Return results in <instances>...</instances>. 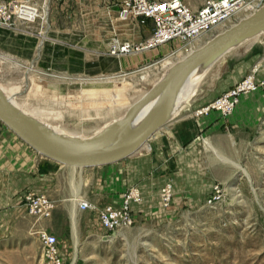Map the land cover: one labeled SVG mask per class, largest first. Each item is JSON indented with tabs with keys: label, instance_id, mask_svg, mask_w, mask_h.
Masks as SVG:
<instances>
[{
	"label": "rangeland",
	"instance_id": "374dc122",
	"mask_svg": "<svg viewBox=\"0 0 264 264\" xmlns=\"http://www.w3.org/2000/svg\"><path fill=\"white\" fill-rule=\"evenodd\" d=\"M126 1L119 17L135 21L130 15L133 0ZM182 1L195 10L205 0ZM254 1L251 9L187 45L167 44L170 52L148 69L114 73L95 70V65L102 56L126 58L109 53L113 39L126 40L110 34L107 40L97 41L94 50L83 37L56 36L59 29L69 28L82 35L81 14L72 12L75 22L61 23L69 15L67 7L60 8L62 2L31 0L40 20L13 28L0 25V86L23 109L35 111L56 134L91 138L122 118L172 62L255 12L260 1L264 4V0ZM55 17L60 23L54 22ZM108 22L110 32V18ZM202 70L201 78L184 88L182 97L189 100L183 109L196 99L209 104L246 79H252L255 88L241 95L231 113L213 111L219 115V124L197 137L196 156L182 166L174 160L168 168L156 171L147 145L129 158L145 160L129 185L123 176L125 188L137 184L143 192L142 201L133 206L130 228L108 234L100 226L99 215L93 218L78 212L76 205L62 206L59 201L64 197L83 192L84 176L79 178V174L100 169L74 170L54 161L48 165L52 173L63 169L76 173L73 190L63 189L64 181L47 192L29 189L47 195L57 205L46 219L31 215L24 203L22 209L12 207V215L0 207V264H45L43 232L58 237L64 264H264V32ZM191 80H197L196 75ZM117 181L119 185V177ZM215 186L222 195L209 203ZM164 188L169 189L167 201L162 197ZM101 196L93 184L92 192L81 197L94 211L102 207Z\"/></svg>",
	"mask_w": 264,
	"mask_h": 264
},
{
	"label": "crops",
	"instance_id": "0c3cea01",
	"mask_svg": "<svg viewBox=\"0 0 264 264\" xmlns=\"http://www.w3.org/2000/svg\"><path fill=\"white\" fill-rule=\"evenodd\" d=\"M57 1L59 3L62 2L60 5L61 9L67 7L69 10L67 22L64 19H61V23H74L75 18H72L71 14L72 12L75 15L79 13L82 16V24L85 30L82 34L83 36L79 33L77 34L75 30L70 28L68 31L59 29V31L55 32L54 35L68 39L83 37L84 39L90 40V42L88 41L86 44L94 50L98 48V43L96 42L107 40L110 34L112 36L116 34L121 40L130 41L134 44L142 43L152 35L153 25L151 22H148L146 25H139L138 22L133 20L127 21L126 18L119 17V10L120 8L125 7L123 5L127 4L126 0ZM109 18L113 26V30L110 32L108 25ZM53 20L57 23L60 21H56V17ZM91 41H94L95 43ZM168 45H164L157 49L142 51L133 55H126L127 57L123 59L102 56L101 59L97 61L95 70L97 69L100 71L119 73V71L125 72L128 70H137L140 69V67L145 66L147 67L144 69H148L162 56H166L167 54L165 55V53H167L166 51L168 49L170 52V45ZM182 59L178 61H181ZM175 63L176 62H172L167 68L163 67L165 68L163 74L169 71ZM91 67L92 65L89 68L92 69ZM84 69L87 72V62H85ZM163 74L160 78L156 79L151 87L160 81ZM150 88L147 90L149 91ZM147 92H145V94ZM188 100L189 99L183 101L182 105L177 106L176 110L174 109L175 111H173L172 114L170 113L165 125L155 134L154 137L149 140V145L147 144V146H145L152 150L151 161L152 166L156 169V171L168 168L170 163L174 160L177 162V165L182 166L186 159H193L197 153V137L205 131L213 130L220 122L219 115L213 111V113L205 115L204 117H198L195 114L198 109L208 105L200 100L196 99L190 105L186 106V109H183L184 103ZM129 158L115 164L90 168L100 169L94 171L93 173H85L84 175L83 173L79 174V178H83L84 176L83 192L80 194L78 192L76 194H71L68 197H64L59 202H62V206L64 207L68 205L74 208L76 205L78 212L87 213V215L92 216L93 218L98 217L100 210L105 205H121L124 193L130 187L137 185L133 184L125 188L123 176H126L129 185L132 175H138L140 170L143 169L145 165V160L132 159L130 161ZM52 162L55 163L53 160H50L35 151L0 119V207L7 209L6 212L11 214L10 210L12 207L18 206L19 209L24 207L22 196L25 192L31 191L32 189L47 192L50 191L52 185L57 182L60 183L64 181L63 189L68 191L73 190L76 173L72 171L69 173L67 169H63L59 173H52L51 169L48 168V165L52 164ZM118 177L119 185L117 184ZM93 184L94 188H98L102 193L100 199V206L102 207H100V210L96 209L94 211L91 208L83 210L80 205L81 203L86 202L84 197L92 192ZM137 186L143 194L142 188L139 185ZM77 196L80 197L81 201H76L78 198ZM6 212L5 215L9 217L13 214L8 215ZM94 226L96 225L93 224L92 228Z\"/></svg>",
	"mask_w": 264,
	"mask_h": 264
},
{
	"label": "built area",
	"instance_id": "2783aa9c",
	"mask_svg": "<svg viewBox=\"0 0 264 264\" xmlns=\"http://www.w3.org/2000/svg\"><path fill=\"white\" fill-rule=\"evenodd\" d=\"M254 0H205L203 5L192 9L182 0H133L130 15L139 25L151 22L152 35L138 45L113 39L109 53L112 56H126L157 49L167 44L181 43L187 45L209 31L232 21L238 13L254 6ZM264 4L260 1L257 9ZM36 9V10H35ZM41 19L36 6L31 0H17L13 3L0 1V25L13 28L18 24L30 25ZM255 88L252 79H246L227 90L221 97L197 111V116L208 115L212 111H220L224 115L231 113L238 104L242 94ZM209 203L219 199L222 190L213 188ZM164 201L169 198V189L162 190ZM22 201L28 212L42 219L52 216L55 203L47 195L27 191ZM142 201L139 187H130L123 195L119 206L106 205L99 212L100 226L108 233L115 234L120 229L130 228L134 223L133 206ZM81 209H90L88 202L80 205ZM42 253L45 264H64L61 256L59 239L50 232L41 234Z\"/></svg>",
	"mask_w": 264,
	"mask_h": 264
},
{
	"label": "water",
	"instance_id": "95a60500",
	"mask_svg": "<svg viewBox=\"0 0 264 264\" xmlns=\"http://www.w3.org/2000/svg\"><path fill=\"white\" fill-rule=\"evenodd\" d=\"M264 29V5L176 63L141 99L119 125L109 126L91 138L70 134L48 135L33 119L21 113L0 90V118L35 151L57 163L84 170L115 164L133 156L167 122L177 92L206 60L239 39ZM156 103L135 129L134 121Z\"/></svg>",
	"mask_w": 264,
	"mask_h": 264
},
{
	"label": "bare ground",
	"instance_id": "6f19581e",
	"mask_svg": "<svg viewBox=\"0 0 264 264\" xmlns=\"http://www.w3.org/2000/svg\"><path fill=\"white\" fill-rule=\"evenodd\" d=\"M36 10V9H35ZM241 13V12H240ZM239 14V13H238ZM237 14V15H238ZM264 32V29H262V30H260V31H257V32H254V33H252V34H250V35H247V36H245V37H243V38H241V39H239L238 41H236L235 43H233L232 45H230L229 47H227L225 50H223V51H221L220 53H218V54H216V55H214L213 57H211V58H209L208 60H206L205 62H203L190 76H189V78L186 80V82L184 83V85H183V87L177 92V94H176V99H175V102H174V104H173V106H172V108H171V114L173 113V111H175L176 110V108H177V106L182 102V101H185L186 100V97H182V95H183V91L187 88V85L188 84H190V83H193V84H195L194 82L195 81H198L200 78H201V75H203V70H202V68H203V66L204 65H206V64H211V63H214L216 60H218V58H220L221 56H223V55H225V53H228L233 47H236L238 44H240V43H243L244 41H246L247 39H250L251 37H255V36H257V35H260L261 33H263ZM193 52V51H192ZM190 54V53H189ZM188 54V55H189ZM183 60V59H182ZM181 60V61H182ZM181 61H178V62H181ZM178 62H176V63H178ZM175 63V64H176ZM174 64V65H175ZM173 65V66H174ZM172 66V67H173ZM212 66V65H211ZM211 66L209 67V68H211ZM171 67V68H172ZM170 68V69H171ZM169 69V70H170ZM168 72V71H167ZM167 72H165L164 74H163V77L166 75V73ZM196 75V78H197V80H191V78H193L194 76ZM162 77V78H163ZM161 78V79H162ZM160 79V80H161ZM156 85V84H155ZM186 87V88H185ZM152 88V87H151ZM150 88V89H151ZM185 88V89H184ZM149 89V90H150ZM0 90L6 95V97L9 99V101L21 112V113H23L24 115H26L27 117H29V118H31V119H33L34 121H36L38 124H39V126L48 134V135H55L56 133H57V131H54L55 129H53L51 126L49 127V125H47V124H45L43 121H42V119L38 116V114L35 112V111H28V110H26V109H23L21 106H19L16 102H15V100L13 99V97H11V96H9L7 93V89L6 88H1V86H0ZM145 94V93H144ZM144 94H142L140 97H139V99L144 95ZM115 98V100H117V103H119V94H115V96H114ZM138 99V100H139ZM137 100V101H138ZM179 101V102H178ZM156 103V101L155 102H153V104H151L148 108H147V110H145L143 113H141V115L134 121V123H133V125L131 126V129L133 130V129H135V128H137L138 126H139V124L142 122V120L144 119V117H145V115L150 111V109L154 106V104ZM178 104V105H177ZM131 107V106H130ZM130 107L128 108V110L130 109ZM175 109V110H174ZM128 110H127V112H128ZM126 112V113H127ZM126 113H125V115L122 117V118H120L119 120H117L116 122H114L112 125H109V126H114V125H119L121 122H122V120L124 119V117L126 116ZM168 120V119H167ZM109 126H106V128H108ZM106 128H104L102 131H100V132H98L97 133V135L99 134V133H101V132H103ZM53 131H52V130ZM56 132V133H55ZM158 132V131H157ZM156 132V133H157ZM155 133V134H156ZM64 134H68V133H64ZM71 135V134H70ZM73 136H75V135H73ZM96 136V135H95ZM155 135H153L152 137H154ZM79 137V136H78ZM94 137V136H93ZM86 139V138H85ZM150 140V139H149ZM149 140L141 147V148H143L145 145H147L148 144V142H149ZM140 148V149H141ZM139 149V150H140ZM138 150V151H139ZM137 151V152H138ZM82 204V203H81Z\"/></svg>",
	"mask_w": 264,
	"mask_h": 264
}]
</instances>
